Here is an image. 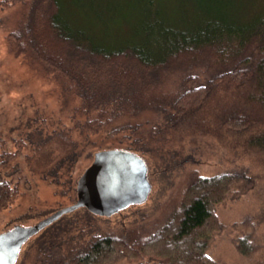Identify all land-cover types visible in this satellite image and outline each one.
<instances>
[{
  "label": "trees",
  "instance_id": "1",
  "mask_svg": "<svg viewBox=\"0 0 264 264\" xmlns=\"http://www.w3.org/2000/svg\"><path fill=\"white\" fill-rule=\"evenodd\" d=\"M7 43L63 77L79 99L81 131L122 134L149 177L146 155L162 159L152 163L158 172L187 143L197 154L216 142L231 157L212 174L184 162L173 196L147 217L99 226L66 254L36 253L30 264H219L210 254L226 227L219 209L245 194L254 204L234 242L241 264H264V13L238 18L224 3L177 0H32ZM1 176L0 212L18 195Z\"/></svg>",
  "mask_w": 264,
  "mask_h": 264
},
{
  "label": "rangeland",
  "instance_id": "2",
  "mask_svg": "<svg viewBox=\"0 0 264 264\" xmlns=\"http://www.w3.org/2000/svg\"><path fill=\"white\" fill-rule=\"evenodd\" d=\"M163 2L168 4L170 0ZM180 2L202 7L224 3L238 18L264 13V0H177ZM31 4L32 0H19L8 7L0 5V161H4L0 171L1 178L10 180L18 191L16 199L0 212V232L14 225H33L73 204L78 178L92 162L94 153L126 148L127 141L120 140L122 134L107 135L103 130L84 134L79 123L83 117L75 112L79 99L70 94L65 79L48 71L33 56L9 50L7 38L28 20ZM220 147L216 142H201L198 153L193 154L192 144L187 143L177 156L180 160L167 161V168L158 172H153L154 165L162 159L156 154L146 155L151 163L152 183L146 202L132 205L112 217L96 215L86 207L65 213L24 244L16 264H30L37 254L48 257L66 254L86 241L97 227L116 223L121 218L132 222L147 217L165 202L166 196H173V186L178 182L176 172L184 162H188L187 169L196 168L208 174L228 167L231 157ZM80 148H89L91 155L78 158L76 152ZM250 198L247 194L239 199L230 198L219 209L226 227L215 237L210 249L219 264H241L244 260L234 242L242 229L235 224L254 204Z\"/></svg>",
  "mask_w": 264,
  "mask_h": 264
},
{
  "label": "water",
  "instance_id": "3",
  "mask_svg": "<svg viewBox=\"0 0 264 264\" xmlns=\"http://www.w3.org/2000/svg\"><path fill=\"white\" fill-rule=\"evenodd\" d=\"M146 160L127 148L98 150L80 175L76 201L30 225H14L0 232V264H16L24 244L45 226L79 207L100 216H112L149 198L152 183Z\"/></svg>",
  "mask_w": 264,
  "mask_h": 264
}]
</instances>
